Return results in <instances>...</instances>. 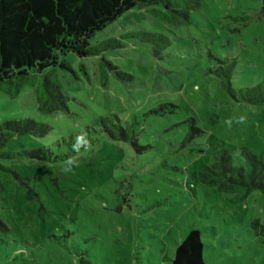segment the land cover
Returning a JSON list of instances; mask_svg holds the SVG:
<instances>
[{
  "label": "rangeland",
  "instance_id": "rangeland-1",
  "mask_svg": "<svg viewBox=\"0 0 264 264\" xmlns=\"http://www.w3.org/2000/svg\"><path fill=\"white\" fill-rule=\"evenodd\" d=\"M158 20L134 8L91 40L163 31L171 46L157 57L132 39L103 52L133 79L110 74L102 86L98 56L68 54L76 76L57 71L67 111L38 112L27 84L12 98L0 91V122L33 117L51 127L43 137L11 138L6 147L45 146L53 159L2 162L29 182L8 180L0 192L7 226L0 232V264H170L192 228L201 232L206 264H264V236L251 225L254 219L264 225V193L252 190L231 202L232 194L191 175L210 160L212 147L233 155L245 147L264 163V105L236 102L213 72L224 66L220 61L231 63L234 89L264 80L261 0H199L188 25ZM152 108L165 113H149ZM110 113L133 126L137 148L108 137L95 122ZM189 118L206 133L180 147Z\"/></svg>",
  "mask_w": 264,
  "mask_h": 264
},
{
  "label": "trees",
  "instance_id": "trees-1",
  "mask_svg": "<svg viewBox=\"0 0 264 264\" xmlns=\"http://www.w3.org/2000/svg\"><path fill=\"white\" fill-rule=\"evenodd\" d=\"M261 3L264 8V0ZM198 5L199 0H0V91L12 98L27 84L35 89L38 112L53 114L67 111L68 97L58 83L57 71L76 76L67 59L68 54L79 60L98 56L97 73L102 86L107 84L110 74L116 80L133 79L120 66L107 60L103 52L123 47V40L132 39L147 44L153 57H157L171 46V39L163 31L141 29L92 44L95 34L134 8H145L148 14L172 27L185 26L190 23V13ZM134 15L137 20L142 19L141 15ZM158 27L161 26L156 24L155 28ZM220 64L224 66L220 65L213 72L220 79L223 90L236 102L264 105V80L234 89L230 81L232 64L226 61H220ZM78 69L86 74L82 62L78 63ZM148 112L156 115L165 113L157 108ZM95 122L108 137L131 143L137 148V133L133 126L128 122L122 123L116 114L99 116ZM185 122L180 147L189 146L195 138L204 137L206 133L195 119L189 118ZM50 130L48 124L33 117L0 122V192L8 180L21 185L29 182L28 177L20 175L3 161L53 160L52 153L45 146L12 150L6 147L8 140L25 134L43 137ZM209 154L210 160L200 161L191 172L199 184L232 194L231 202L242 201L252 190L264 193V163L254 153L242 147L238 149V155H233L224 147H212ZM236 155L238 157L235 158ZM251 225L256 235L264 236V225L257 219ZM6 231L7 226L0 218V232ZM203 247L201 232L195 228L188 230L176 245L170 264H206Z\"/></svg>",
  "mask_w": 264,
  "mask_h": 264
}]
</instances>
